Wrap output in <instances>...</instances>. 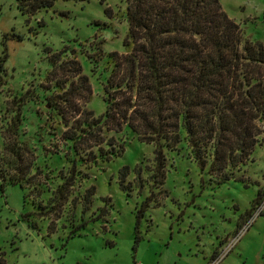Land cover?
Masks as SVG:
<instances>
[{
    "label": "rangeland",
    "instance_id": "1",
    "mask_svg": "<svg viewBox=\"0 0 264 264\" xmlns=\"http://www.w3.org/2000/svg\"><path fill=\"white\" fill-rule=\"evenodd\" d=\"M221 3L247 37L264 43V0ZM19 4L0 0V168L18 171L8 143L33 162L23 185L8 181L2 189L0 178L5 264H264V136L236 168L242 180L224 183L202 172L184 128L178 148L167 150L163 184L155 177V144L129 127L113 133L122 152L110 159L70 153L56 137L66 126L56 109L58 91L46 78L49 48L75 49L93 87L88 106L102 114L103 62L94 60L93 42L103 39L105 51L124 49L127 1L56 0L34 14ZM125 165L127 190L120 177Z\"/></svg>",
    "mask_w": 264,
    "mask_h": 264
},
{
    "label": "trees",
    "instance_id": "2",
    "mask_svg": "<svg viewBox=\"0 0 264 264\" xmlns=\"http://www.w3.org/2000/svg\"><path fill=\"white\" fill-rule=\"evenodd\" d=\"M55 1L20 0L19 8L34 14ZM126 1L124 49L105 51L103 39L93 42V58L103 62L107 105L102 114L88 106L93 87L75 49L49 48L52 68L46 78L58 91L56 109L66 126L56 137L68 144L70 153H99L110 159L122 152L113 133L129 127L142 141L155 144V177L163 184L167 150L178 148L184 128L202 172L220 183L242 180L236 168L264 136V43L247 37L221 0ZM106 12L113 16L111 8ZM21 119L19 110L12 123L17 127ZM10 145L18 171L9 175L0 168L2 189L8 181L23 185L33 162L24 161L21 146ZM129 173L125 165L120 174L123 190ZM95 192V185L87 190V207ZM0 259L5 264L4 257Z\"/></svg>",
    "mask_w": 264,
    "mask_h": 264
},
{
    "label": "built area",
    "instance_id": "3",
    "mask_svg": "<svg viewBox=\"0 0 264 264\" xmlns=\"http://www.w3.org/2000/svg\"><path fill=\"white\" fill-rule=\"evenodd\" d=\"M217 260H218V259H217ZM217 260H216V261H217ZM216 261H215V262H216ZM214 264H215V263H214Z\"/></svg>",
    "mask_w": 264,
    "mask_h": 264
}]
</instances>
